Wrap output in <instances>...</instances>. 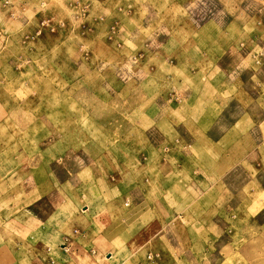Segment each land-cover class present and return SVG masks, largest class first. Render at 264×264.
<instances>
[{"label":"rangeland","instance_id":"rangeland-1","mask_svg":"<svg viewBox=\"0 0 264 264\" xmlns=\"http://www.w3.org/2000/svg\"><path fill=\"white\" fill-rule=\"evenodd\" d=\"M263 22L264 0H0V145L50 193L159 209L136 235L141 264H264V152L230 168L223 150L204 163L176 150L187 139L181 126L170 135L165 101L191 90L197 65H231L218 47L262 36ZM155 107L166 119L153 122ZM175 207L219 209L224 225L171 217Z\"/></svg>","mask_w":264,"mask_h":264},{"label":"crops","instance_id":"crops-1","mask_svg":"<svg viewBox=\"0 0 264 264\" xmlns=\"http://www.w3.org/2000/svg\"><path fill=\"white\" fill-rule=\"evenodd\" d=\"M261 24L259 28L264 30V22ZM261 31L251 34L246 41L244 32L237 33L233 37L234 48L218 47L220 57L233 54L231 65L219 61L209 69L204 64L197 65L193 74H187L186 82L192 86L191 90L165 100L168 105H174L168 109L170 135L178 136L181 126L187 139L185 145L176 144V150L178 146L184 148L186 153L202 158L203 163L212 151L223 150L222 167L236 168L243 159L258 162L260 153L264 152V34L261 36ZM221 37L227 39L228 35L222 33ZM155 101L150 103L157 104ZM163 109L155 107L159 114L155 112L154 123L166 119ZM143 117L151 119L145 113ZM171 165L178 173L179 165ZM48 177L49 174L44 177L46 184ZM168 177L170 187L181 182L172 172ZM223 180L222 175L214 182L223 184ZM44 188L48 189V185L44 186L35 175L31 163H19L0 145V264H141L136 258L147 245L136 249V235L160 215L159 209L145 208L139 203L123 209L120 199H111L104 193L89 198L74 193L72 198H67L59 187L52 193ZM208 191L209 188L196 193L199 201L210 199L212 192ZM217 194L219 197L213 199L225 198V193ZM218 210L175 207L171 217L202 216L190 221L201 226L211 223L223 226ZM216 259L219 257L213 258L214 263H218ZM194 261L193 255H186V262Z\"/></svg>","mask_w":264,"mask_h":264}]
</instances>
